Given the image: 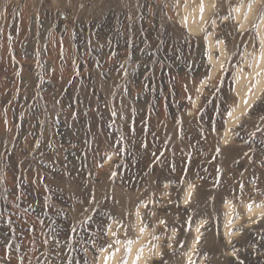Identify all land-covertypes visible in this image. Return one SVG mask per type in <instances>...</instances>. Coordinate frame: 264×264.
Segmentation results:
<instances>
[{
  "label": "rangeland",
  "instance_id": "obj_1",
  "mask_svg": "<svg viewBox=\"0 0 264 264\" xmlns=\"http://www.w3.org/2000/svg\"><path fill=\"white\" fill-rule=\"evenodd\" d=\"M213 1L0 0V264H264V4Z\"/></svg>",
  "mask_w": 264,
  "mask_h": 264
},
{
  "label": "bare ground",
  "instance_id": "obj_2",
  "mask_svg": "<svg viewBox=\"0 0 264 264\" xmlns=\"http://www.w3.org/2000/svg\"><path fill=\"white\" fill-rule=\"evenodd\" d=\"M202 1V3H203V6L205 7V10L206 11H208V10H210L213 6V3H214V1L213 0H201ZM213 1V2H212ZM234 1V0H233ZM261 1H263L262 3L264 4V0H256V1H254L255 3H253L252 5H257V2H261ZM231 2V1H230ZM242 3H244V2H242ZM261 3V4H262ZM231 4H234V2L233 3H231ZM238 4V3H237ZM236 5V4H235ZM251 5V6H252ZM230 6V5H229ZM238 6V5H237ZM237 6H235V9H236V7ZM242 6H244V4H242ZM242 6H241V8H242ZM258 6V5H257ZM264 6V5H263ZM259 7V6H258ZM253 8H255V6L253 7ZM262 8V7H261ZM264 8V7H263ZM196 9H197V7H196ZM258 9H260V8H258ZM242 10V9H241ZM252 10V9H251ZM254 10V9H253ZM257 10V9H256ZM169 11V10H168ZM243 11V10H242ZM241 11V12H242ZM259 11V10H258ZM263 11V10H262ZM209 12V11H208ZM240 11H238V13H237V15H236V13H235V15L237 16V18L236 19H239V17H241L240 16V13H239ZM251 12V11H250ZM205 13V12H204ZM242 14V13H241ZM250 15H252V14H250ZM263 15H264V12H263ZM235 16V17H236ZM203 17H204V14H203ZM256 17V16H255ZM206 18V17H205ZM264 18V17H263ZM195 19H196V17H195ZM203 19V18H202ZM254 20V19H253ZM200 21H202L201 19H200ZM182 22H184V20L182 21ZM234 22V21H233ZM232 22V23H233ZM244 22V21H243ZM249 22V21H248ZM252 22V21H251ZM262 22V21H261ZM264 22V21H263ZM197 23H199L198 22V20L196 19L195 21H193V19H192V15L190 14L189 15V21H188V23L186 22V24L185 25H187V27H188V29H189V31H188V33L190 34V35H192V36H194L195 34L197 35V33L200 31V28L198 27V25H197ZM202 23V22H201ZM250 23V22H249ZM248 23V24H249ZM203 24V23H202ZM201 24V25H202ZM184 25V24H183ZM184 25V26H185ZM243 25V24H242ZM247 25V24H246ZM261 25V24H260ZM259 25V26H260ZM251 26V25H250ZM187 27L185 28V29H187ZM236 27H238V26H236ZM262 27V26H261ZM232 29V28H231ZM244 29V28H243ZM258 29H260V28H258ZM263 29H264V27H263ZM263 29H260V39H261V42H263V44H264V30ZM242 31V30H241ZM234 32V31H233ZM245 32V31H244ZM233 34V33H232ZM253 41V40H252ZM211 43V42H210ZM210 46H211V48H213L212 47V44H210ZM264 46V45H263ZM221 47L222 46H220V49H221ZM253 47V46H252ZM264 49V48H263ZM246 50V49H245ZM211 51V50H210ZM238 54V53H237ZM211 55V54H210ZM255 58V57H254ZM264 60V53H263V58H262V60H261V62ZM209 62H210V65H214L213 66V69H212V73H211V75L212 74H214L219 68H220V64H219V62H217L216 60H215V58H213V55L211 56V59L209 58ZM210 75V76H211ZM238 78H237V80H236V84H235V90L234 91H236V92H239L240 94H242L241 92H240V90H241V84H242V82H243V80H244V78L243 77H245V76H243V77H239V76H237ZM251 77V76H250ZM259 81H258V83H257V86H256V93H258L259 91H260V89L262 88V86H263V84H264V80L263 79H258ZM203 87H204V84H201V86L199 87V92H201L202 91V89H203ZM199 98H197V100L196 101H194V103L193 104H197V101H199L198 100ZM255 99V95H252L251 97H250V100H249V102H247V104L249 105V104H252V102H253V100ZM240 104H241V101H240ZM242 104H243V102H242ZM246 104V103H245ZM195 106V105H194ZM244 111L245 110V106L244 107H241V106H239V107H236L234 110H233V112L231 113V115H230V117H229V120H231V118L232 117H234L235 115H237L238 114V112L239 111ZM237 119V118H236ZM227 120V119H226ZM238 120V119H237ZM235 121V120H234ZM237 122V121H236ZM235 122V123H236ZM232 123V122H231ZM226 133H227V131H225ZM186 199V198H185ZM229 209V208H228ZM252 211V210H251ZM250 211H248V213H249ZM253 212V211H252ZM251 213V212H250ZM207 225V224H206ZM120 243V242H119ZM135 244V243H134ZM135 249V248H134ZM133 252V251H132ZM117 255H118V253H117ZM116 255V256H117ZM116 258H118V257H116ZM142 258V257H141ZM116 260V259H115ZM142 261V260H141ZM114 263V262H113ZM129 264V263H128Z\"/></svg>",
  "mask_w": 264,
  "mask_h": 264
}]
</instances>
